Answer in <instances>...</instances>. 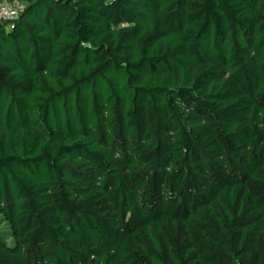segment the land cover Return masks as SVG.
Returning <instances> with one entry per match:
<instances>
[{
  "label": "trees",
  "instance_id": "trees-1",
  "mask_svg": "<svg viewBox=\"0 0 264 264\" xmlns=\"http://www.w3.org/2000/svg\"><path fill=\"white\" fill-rule=\"evenodd\" d=\"M20 1L0 264H264V0Z\"/></svg>",
  "mask_w": 264,
  "mask_h": 264
},
{
  "label": "built area",
  "instance_id": "built-area-1",
  "mask_svg": "<svg viewBox=\"0 0 264 264\" xmlns=\"http://www.w3.org/2000/svg\"><path fill=\"white\" fill-rule=\"evenodd\" d=\"M23 8L20 0H0V21L5 18H16Z\"/></svg>",
  "mask_w": 264,
  "mask_h": 264
},
{
  "label": "rangeland",
  "instance_id": "rangeland-1",
  "mask_svg": "<svg viewBox=\"0 0 264 264\" xmlns=\"http://www.w3.org/2000/svg\"><path fill=\"white\" fill-rule=\"evenodd\" d=\"M0 229L4 232L6 237L10 236L12 230L11 225L2 214H0ZM9 240L12 242L11 238H9Z\"/></svg>",
  "mask_w": 264,
  "mask_h": 264
}]
</instances>
